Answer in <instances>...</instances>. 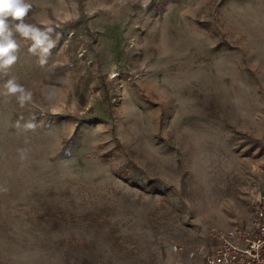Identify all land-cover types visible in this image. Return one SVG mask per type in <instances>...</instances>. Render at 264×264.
<instances>
[{
	"label": "rangeland",
	"instance_id": "1",
	"mask_svg": "<svg viewBox=\"0 0 264 264\" xmlns=\"http://www.w3.org/2000/svg\"><path fill=\"white\" fill-rule=\"evenodd\" d=\"M25 2L0 69V264H202L187 252L264 185V0Z\"/></svg>",
	"mask_w": 264,
	"mask_h": 264
},
{
	"label": "built area",
	"instance_id": "2",
	"mask_svg": "<svg viewBox=\"0 0 264 264\" xmlns=\"http://www.w3.org/2000/svg\"><path fill=\"white\" fill-rule=\"evenodd\" d=\"M251 197L248 223L209 229L207 244L191 249L186 257L199 258L202 264H264V185Z\"/></svg>",
	"mask_w": 264,
	"mask_h": 264
},
{
	"label": "clouds",
	"instance_id": "3",
	"mask_svg": "<svg viewBox=\"0 0 264 264\" xmlns=\"http://www.w3.org/2000/svg\"><path fill=\"white\" fill-rule=\"evenodd\" d=\"M30 7L31 5L25 0H0V69L13 65L17 60L15 52L18 44L13 39L9 18L13 21H22ZM15 31L24 38H30L34 41L32 51L41 48L42 52L47 53L53 46L48 36L35 26L20 22L15 24ZM45 45L47 46L45 47ZM41 63H44L43 59ZM4 87L8 94H19L17 99L21 105L31 99V93L18 85L14 79H9Z\"/></svg>",
	"mask_w": 264,
	"mask_h": 264
}]
</instances>
